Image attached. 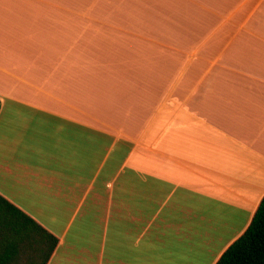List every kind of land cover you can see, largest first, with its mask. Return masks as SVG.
I'll return each mask as SVG.
<instances>
[{
	"label": "crops",
	"instance_id": "1",
	"mask_svg": "<svg viewBox=\"0 0 264 264\" xmlns=\"http://www.w3.org/2000/svg\"><path fill=\"white\" fill-rule=\"evenodd\" d=\"M0 103V192L48 264H172L264 197V0H0Z\"/></svg>",
	"mask_w": 264,
	"mask_h": 264
},
{
	"label": "trees",
	"instance_id": "2",
	"mask_svg": "<svg viewBox=\"0 0 264 264\" xmlns=\"http://www.w3.org/2000/svg\"><path fill=\"white\" fill-rule=\"evenodd\" d=\"M58 244L56 234L0 192V264H48ZM215 264H264V197Z\"/></svg>",
	"mask_w": 264,
	"mask_h": 264
},
{
	"label": "rangeland",
	"instance_id": "3",
	"mask_svg": "<svg viewBox=\"0 0 264 264\" xmlns=\"http://www.w3.org/2000/svg\"><path fill=\"white\" fill-rule=\"evenodd\" d=\"M68 2L74 9L92 10L99 12L108 10L111 13L116 9H121L129 4L130 0H58ZM71 7V6H70ZM239 227V226H238ZM239 235H225L222 239L210 242H180L176 244L178 256L174 257L169 263L177 264H215L220 255L224 252ZM168 264V263H167Z\"/></svg>",
	"mask_w": 264,
	"mask_h": 264
}]
</instances>
